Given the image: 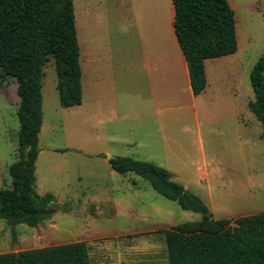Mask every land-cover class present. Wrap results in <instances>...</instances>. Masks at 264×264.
Here are the masks:
<instances>
[{
    "label": "rangeland",
    "instance_id": "obj_1",
    "mask_svg": "<svg viewBox=\"0 0 264 264\" xmlns=\"http://www.w3.org/2000/svg\"><path fill=\"white\" fill-rule=\"evenodd\" d=\"M105 1L73 0L82 18L78 41L90 65H83L82 103L62 107L52 57L43 67L36 190L71 208L58 209L36 227L0 219V252L85 240L91 264H168L162 231L201 214L182 209L134 172L114 171L109 155L165 168L201 197L216 219L264 211V141L261 124L247 106L254 97L249 75L264 55V0H228L238 49L210 64L212 88L198 121L190 106L173 114L157 99L141 94L138 99V88L133 93L135 78L145 87L147 78L157 82L156 76L146 78V64L162 68L163 59L145 62L142 34L148 33L155 57L167 53L165 47L180 51L168 22L171 2ZM165 16L166 33L159 37L153 30ZM175 98L178 102V92ZM113 100H118L116 109L136 115L113 117ZM18 102L15 80H0V189L11 186L8 167L19 156Z\"/></svg>",
    "mask_w": 264,
    "mask_h": 264
},
{
    "label": "trees",
    "instance_id": "obj_2",
    "mask_svg": "<svg viewBox=\"0 0 264 264\" xmlns=\"http://www.w3.org/2000/svg\"><path fill=\"white\" fill-rule=\"evenodd\" d=\"M173 30L187 64L194 95L204 91V60L237 51L235 14L228 0H171ZM73 0H0V80L13 78L19 98V156L8 172L11 186L0 189V219L36 227L60 205L36 190L38 135L42 124L43 67L52 57L60 105L82 102V70ZM254 97L247 106L261 124L264 141V55L249 75ZM28 148V155L25 149ZM118 173L134 172L184 210L201 214L162 231L168 264H264V211L235 218L213 217L197 194L153 162L129 156L108 160ZM13 239L16 233L12 231ZM0 264H91L85 240L0 252Z\"/></svg>",
    "mask_w": 264,
    "mask_h": 264
},
{
    "label": "crops",
    "instance_id": "obj_3",
    "mask_svg": "<svg viewBox=\"0 0 264 264\" xmlns=\"http://www.w3.org/2000/svg\"><path fill=\"white\" fill-rule=\"evenodd\" d=\"M171 2V0H169ZM103 2H106L105 0H101V2L99 3L100 5L104 4ZM165 6V5H164ZM162 8V7H161ZM168 9V8H167ZM167 9H165L164 7V13H162L163 15L166 14ZM84 11V10H83ZM173 5L171 2V7H170V11H169V18H168V22L171 24V30H173ZM75 14V28H76V33L78 32L79 34L82 32V18L78 17V13H76V10L74 12ZM77 14V15H76ZM77 17L79 19V24L77 21ZM166 16L164 18H162V20H160L157 23V26L160 28V32L158 34L159 37H163L164 33H166V26H167V20ZM165 31V32H164ZM174 31V30H173ZM78 33H77V40H78ZM147 39L145 34L141 35L140 41H144L142 42V55L145 58V55L147 56V59L145 62H161L162 60V68L161 70H153L149 64H146V70L145 73L147 75L146 78L149 77H154L156 76V81L154 82L152 79H150L152 82H148V78H147V82H146V87L145 85L142 86L140 85V80L138 78H135V82H132V86L134 88L133 93H137V88L139 89V93H137V97L139 99L140 94L144 97H150L152 100L157 99L158 101H160L162 104H164V111H171L173 114L178 111V110H182L185 107H192L193 108V115L195 117V119L198 121V114L201 110L205 109V104L204 101H206L207 99H205L206 95L210 94V90L212 88L211 82L209 80V76H208V69L210 64L213 63V60H216L215 58H207L204 60V67H205V74H206V80H207V84L206 87L204 89L203 92H201L198 95H194L190 86V80H189V74H188V68H187V64L184 60L183 54L179 53L175 50V48L171 49L168 47H165V49L167 50V53L164 51L163 54H158L157 57H155V53L151 52V49H149L148 45H150L152 42L151 40L145 41L144 40ZM79 44V49H80V56H79V61H80V66H81V70H82V95H84V81L85 80V68H83V65L86 66L87 68H90L89 65V61L87 59L88 53L85 52L84 53V49L82 51V47L80 44V40L78 41ZM153 50V49H152ZM230 55V54H228ZM150 56H154L153 58H150ZM227 56V55H226ZM167 58V59H166ZM83 61L84 64H83ZM86 68V69H87ZM137 72V71H135ZM176 77L178 78L179 84L176 85ZM147 88V89H146ZM176 92H178V98L179 101L177 102L176 100ZM44 99V92H43V86H42V102ZM82 100H83V96H82ZM116 100V99H115ZM113 100L111 103V107H112V116L113 117H117L121 120H123L127 115H130L131 117L135 116L136 113H132L131 111H125L122 109L118 110L115 108V104L118 103V100L115 101ZM82 103V102H81ZM80 105V104H79ZM239 117V116H238ZM236 116V119L238 118ZM239 120H236V124H237V130L239 129ZM42 126V124H41ZM41 130V129H40ZM163 144L166 146L168 145V141L166 139L163 140ZM40 153V150H39ZM39 155V154H38ZM38 157V156H37ZM37 160V159H36Z\"/></svg>",
    "mask_w": 264,
    "mask_h": 264
},
{
    "label": "bare ground",
    "instance_id": "obj_4",
    "mask_svg": "<svg viewBox=\"0 0 264 264\" xmlns=\"http://www.w3.org/2000/svg\"><path fill=\"white\" fill-rule=\"evenodd\" d=\"M161 7H162V13H164V7H165L164 4H163V6L161 5ZM153 31H155L156 34L158 35L159 32H160V28L158 26H156V30H153ZM146 38L147 39L144 38L145 41L150 40V37L148 36V33L147 32H146Z\"/></svg>",
    "mask_w": 264,
    "mask_h": 264
},
{
    "label": "water",
    "instance_id": "obj_5",
    "mask_svg": "<svg viewBox=\"0 0 264 264\" xmlns=\"http://www.w3.org/2000/svg\"><path fill=\"white\" fill-rule=\"evenodd\" d=\"M25 155L27 156L28 155V148L25 149ZM113 156L109 155L108 156V159L112 158Z\"/></svg>",
    "mask_w": 264,
    "mask_h": 264
}]
</instances>
